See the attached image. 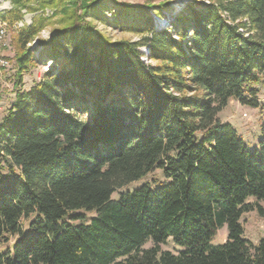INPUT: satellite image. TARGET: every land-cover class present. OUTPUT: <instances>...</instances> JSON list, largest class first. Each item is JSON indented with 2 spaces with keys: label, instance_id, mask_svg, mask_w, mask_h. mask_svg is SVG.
I'll list each match as a JSON object with an SVG mask.
<instances>
[{
  "label": "trees",
  "instance_id": "obj_1",
  "mask_svg": "<svg viewBox=\"0 0 264 264\" xmlns=\"http://www.w3.org/2000/svg\"><path fill=\"white\" fill-rule=\"evenodd\" d=\"M10 1L15 85L52 64L0 123V264H264V238L241 221L264 216V134L251 149L219 117L231 98L259 106L264 0H195L160 28L161 6ZM89 15L139 39L113 40ZM157 169L166 181L112 198ZM169 238L183 249L163 250Z\"/></svg>",
  "mask_w": 264,
  "mask_h": 264
},
{
  "label": "rangeland",
  "instance_id": "obj_2",
  "mask_svg": "<svg viewBox=\"0 0 264 264\" xmlns=\"http://www.w3.org/2000/svg\"><path fill=\"white\" fill-rule=\"evenodd\" d=\"M113 1L108 0L109 7H112ZM121 2H125L127 4L141 5V6H161V10L163 15L160 17L156 16L153 13V9L150 8L149 12L153 14L155 18L156 27H167L169 23L175 19V16L184 10L185 6L189 4V2L195 0H118ZM197 1H205L209 2L210 0H197ZM13 8V4L10 0H0V13L6 10H10ZM103 13L111 17L109 10L101 9ZM36 12H25L24 19L20 21L15 27H22L24 25H30L33 22L34 15ZM46 16H52L53 11L50 9H46ZM55 19V18H54ZM53 19V21H54ZM89 20H93V23L97 26L99 30H104L113 40L117 39H128V40H137L139 39V35L135 32H128L119 29L118 27H114L112 24H108L101 19H93L91 15L88 16ZM162 21L165 24H162ZM3 20L0 19V59L6 60V66H3L0 69V123L4 120V116L8 114V112L12 108V104L16 100L17 90L24 89L29 90L34 84L38 83L44 76L46 70L52 64V61L46 62L45 64H38L37 66L31 67V69L24 74V83L22 86L15 85V74L17 71L16 63L13 61L15 56V47L13 45V31L8 28V24L1 25ZM56 28L55 24H49L44 27L41 31V34L37 39L30 43L29 46L36 47L38 41L41 39H49L54 33V29ZM148 46L141 48V51L144 53V60L149 62V58L146 57L148 53ZM40 52V51H39ZM39 52L36 53L38 56ZM262 83L258 86V94L259 98V106L253 107L248 105H243L238 99L231 98L228 104L221 110L220 119L224 122L231 124L239 134L242 136L244 141L248 144V146L252 149L258 146L260 139L264 134V78L261 81ZM153 179H157L158 181L164 182L166 181V177L161 172L160 169H157L150 174L142 177L135 182L122 186L117 191H115L112 195V198L115 200H119L123 192L134 191L138 187L149 184L153 186ZM254 199L249 198L248 202H253ZM259 203L264 206V200L259 201ZM87 216H93L94 212L86 213ZM243 223L244 233L243 236L251 242L257 243L261 238H264V216H262L256 208L254 210L245 212L241 218ZM228 235L227 224L212 239L213 244H223ZM14 240L12 238L9 241V244ZM8 244L6 242L1 243V248L4 249ZM151 243H148L147 246H150ZM163 250H171L175 252H179L183 249L176 245L172 238H169L168 241L162 244Z\"/></svg>",
  "mask_w": 264,
  "mask_h": 264
},
{
  "label": "built area",
  "instance_id": "obj_3",
  "mask_svg": "<svg viewBox=\"0 0 264 264\" xmlns=\"http://www.w3.org/2000/svg\"><path fill=\"white\" fill-rule=\"evenodd\" d=\"M6 22L3 21V23L1 25H5ZM7 62L6 60H4L3 58L0 59V69L3 67V66H6Z\"/></svg>",
  "mask_w": 264,
  "mask_h": 264
}]
</instances>
